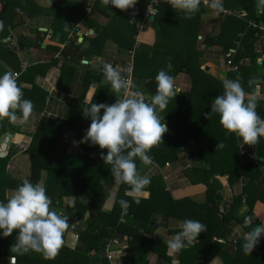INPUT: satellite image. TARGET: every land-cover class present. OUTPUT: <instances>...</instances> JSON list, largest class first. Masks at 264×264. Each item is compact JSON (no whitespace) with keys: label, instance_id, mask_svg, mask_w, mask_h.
<instances>
[{"label":"trees","instance_id":"obj_1","mask_svg":"<svg viewBox=\"0 0 264 264\" xmlns=\"http://www.w3.org/2000/svg\"><path fill=\"white\" fill-rule=\"evenodd\" d=\"M143 1L148 2V0ZM165 1H168V4H165ZM161 3L163 12L155 18L154 23L156 35H164L165 24L169 23L171 18H177L176 15L179 13L178 10L171 7L170 0H161ZM236 3L239 11L244 15L239 34L244 33L245 37L241 40L243 51L237 52L232 61L236 65L241 58L247 57L249 62L248 65L244 64L239 67L237 71H230L227 78L239 79L245 91L252 94L256 85L264 86V75H257V70L261 66L256 61L257 55L254 54V49L263 32L257 26H248L247 23L254 22L256 25L264 23V11L257 15L256 0H237ZM32 9L33 5L28 0H0V21L4 25L3 31H0V59L8 57L15 62L14 72L19 71L20 64L17 62L16 53H12L7 45L10 29L23 23V15L31 18ZM204 9L205 7L200 5L199 11L196 13L201 14ZM71 10L73 15L69 14ZM94 16H97L96 5L86 13L84 6L65 3L60 9V14H55L53 17L51 39L60 42L64 40L57 32L61 25L67 31H71L79 23L92 26V17ZM227 19L234 20L232 17ZM125 20L126 17L118 13L113 17L111 23L98 28L97 35L89 42L87 48H84L83 43L77 46L76 50L81 53L80 56L89 58L92 55H100L103 43L111 36L119 48L131 51L134 41L129 38L130 33L123 28ZM183 34L185 35L183 40L185 39L189 43L188 47L184 46L185 48L179 52L168 51V48L171 49L173 40H169L170 38L165 40L167 46L163 49L164 53H158L159 44L157 42L152 47L140 45L139 51H136L133 56V77L148 80L145 88L150 97L156 91L155 77L157 73L161 69L166 70L168 64L149 69L158 60L170 58L172 69L169 75L172 77L180 72L190 77L191 91L187 94H179L170 100L167 109L159 113L170 134L166 132L162 137V143L154 146L149 155L154 164L163 165L176 159L180 155L181 148L192 142L195 151L192 149L190 154L199 159L203 166L191 168L185 174L193 185L206 187L205 202L197 204L189 198H172L165 190L162 177L155 176L152 177V182L145 191L149 193V197L147 199L140 198L139 204L134 203L133 198L126 195L127 185H119L116 200L125 199L131 204L126 214L122 213L118 203H113L109 212L104 211L106 194L115 183L111 175V165L104 164L101 159L102 151L106 153L107 150H100L88 143H79L82 148L80 155L59 156L57 147L62 129L51 120L42 118L29 150L31 171L28 180L33 183L38 182L40 173L45 170L47 178L44 185L47 194L52 199V205L59 203L64 198H73L75 214L69 220L72 221L73 218L79 220L88 213L91 218L87 222L86 228L82 229L78 235L77 247L70 249L63 246L53 259H44L41 254L36 252L7 253L4 250L6 246L15 241L16 232L14 231L8 237H0V261L2 257L11 254L15 258V264H109L104 253L103 240L110 238L111 233L114 232L119 235L120 239L124 236L129 238L127 241L128 256L124 259L123 264H146L148 256L151 254L157 256V264H164L170 261L167 256L168 243L154 240L155 226L173 218L180 221L184 219L198 220L207 226V230L197 237L193 246L179 252V264H208L215 256L222 254V251H225L230 258L229 264H264V247L258 244L253 248V252H245L242 238L234 234V230L238 226L242 227L246 216L256 218L253 213L254 204L256 202L264 204V174L259 179H256L257 176L254 175L258 169L264 168V161L259 159L260 153L264 151V136L260 137L256 144L247 145L254 150L242 162L235 134L227 133L220 125L219 117L215 114L210 119L205 118L214 98L223 92L222 82L213 79L201 69L202 64L199 61L201 52L195 47L196 33L193 35ZM40 35L37 32L36 38L30 43L32 46H41L38 45L42 40ZM234 41L229 45H224V51L227 54L234 51ZM61 55L68 60L75 58L70 50H66ZM49 66L50 64L41 67L29 66L21 73L19 76L21 78L17 79L18 85L21 79L28 75L43 76ZM4 72L0 67V74ZM249 81L254 83L250 84ZM91 84L98 89L92 103L99 104L98 98L101 91L103 90L102 95L104 96L107 89L113 94L114 100L104 98L106 99L104 103L111 104L115 102V99L120 98L111 90L110 85H106L101 70L88 73L84 82L85 88ZM22 90L24 98L32 101L33 112H41L45 107L47 94L34 85L30 90ZM255 102L257 113L264 117V102L257 99ZM10 125L8 120L0 121V135L5 133ZM89 125L90 122L85 128L79 127V141L83 138ZM218 143L223 144L224 147L217 149ZM14 154L13 150L0 157V200H5L7 190L11 191L22 183V181L15 180L6 174V166ZM255 155L257 158L254 157ZM251 162H254L256 167L249 177L250 179L243 181V194L237 195L233 199L230 210L219 219L217 212L222 202L223 189L226 186L233 187L240 183L241 166L251 164ZM139 163L137 160V167ZM248 192L250 194H247ZM83 194L91 196L87 204L77 198ZM245 194L247 198L243 197ZM243 201H245L248 210L240 217L237 215V211ZM153 219L156 221L153 222ZM254 223L260 224L257 219ZM234 241H236V251L233 250Z\"/></svg>","mask_w":264,"mask_h":264},{"label":"crops","instance_id":"obj_2","mask_svg":"<svg viewBox=\"0 0 264 264\" xmlns=\"http://www.w3.org/2000/svg\"><path fill=\"white\" fill-rule=\"evenodd\" d=\"M28 1L33 5L32 17L28 18L27 15H23V23L10 29V34L16 40L18 45V52L12 53H16L17 62L20 64V67L22 64H26V68L29 66L41 67L47 64H50V66L47 68L43 76L36 75L32 77V75H28L21 79L19 84L22 89L30 90L34 85L44 91L47 94L44 109L41 112H33L30 124L10 122V127L7 128L5 133L0 135V157H3L13 150L15 151V154L10 158L6 166V174L19 181L28 179L30 176L31 162L29 150L32 146L37 126L42 118L51 120L62 129L57 147V154L59 156H78L82 153V148L79 143L74 146L73 142H79V127L85 128L90 122V120L83 117L82 109L93 102L98 92L97 87L93 84L85 88L84 82L86 76L91 71L101 70L104 63H113L117 65L127 62L130 51L128 52L119 48L117 42L112 36L103 43L100 55H92L89 58L83 57L80 56L81 53H79L76 48L81 43H83L84 48H87L90 44L89 42L97 35V31H99L98 28L111 23L113 17L119 13L126 17V20L123 22V28L126 32L130 33L129 38H132L134 41V49L136 47L135 42L137 37L133 23L140 21L141 17L147 10L148 3L143 0H136V3L131 8L119 10L112 8L110 5L106 7L102 3V0ZM236 1L237 0H223L224 11L232 13L239 11ZM65 3L84 6L86 8V13L96 5L97 16L92 17V26L79 23L71 31H67L65 27L61 25L57 32H59V36L63 37L64 40L62 42L59 40L53 41L51 39L53 17L55 14H60V9L63 8ZM165 4H168V1H165ZM161 5V0H159L155 16L151 18L147 29L139 36L137 51H139L140 45L152 47L157 42L159 44L158 53H164L163 49L167 46L165 40L170 38L169 40H173L170 47L171 49L168 48V51L179 52L185 48L184 46L188 47L189 43L185 39L183 40L185 36L183 33L192 35L196 33L197 38L195 47L201 52L199 55V61L202 64L201 69L207 75L220 82H222L224 78H227L230 71L226 65L227 53L224 51V45H229L239 35L242 25L241 22L243 21L236 18H233L234 20H228L227 18L230 17H226L224 14H216L214 11L210 10L207 5L200 4L205 7L201 14L195 13L190 19H186L184 18L185 15L178 11L179 13L176 15L178 17L175 19L171 18L169 23L167 22L165 24V34L156 35L154 23L156 21L155 18L163 12ZM263 11L264 6L261 12L257 11V15H260ZM69 14L73 15L72 10L69 11ZM74 16L76 17L77 15ZM259 26L264 29V23H259ZM133 31L134 34L132 35ZM37 32L41 34L40 36L42 40L41 43L38 44L41 46H32L30 43L36 38ZM263 45L264 40L259 41L256 47L261 48ZM66 50H70L75 58L69 60L65 59L62 62L58 61L59 59L57 58V55H61ZM244 59L245 65H248L249 59L247 57H244ZM169 60V57L160 59L150 66L149 69L165 65L169 63ZM256 61L261 66V68L257 70V75L263 76L264 60L256 58ZM14 66L15 62L8 57L3 60L0 59V67L5 72L8 70L14 72ZM205 68H208V72L205 71ZM37 77L40 78L39 84L36 82ZM147 81L148 80L146 79L133 77L130 92L140 91L143 93L145 100L150 102L151 97L147 94L145 88ZM174 81L176 89V96L174 98L179 94H187L191 91L192 83L187 74L183 72L176 74L174 76ZM106 85L109 86L107 83ZM102 92L103 90L98 98V103H104L106 99L114 100L113 94L109 89H107V93L104 96L102 95ZM250 96L255 100L257 99L264 102V86L260 87L259 85H256L255 91L250 94ZM167 134H170V132L167 131ZM237 143L240 145L241 141L237 139ZM192 149H194V144L190 142L188 145H184L181 148L180 155L173 161L166 162L163 165L154 164L152 177H162L163 175L167 177L166 180L162 179L165 184V190L172 196V198H189L197 204H203L205 202L206 187L203 185H193L185 174V172L191 168L203 166L199 159L190 154ZM259 159L264 161V151L260 153ZM166 164L169 165L168 168L165 167ZM255 167L256 164L254 162H251V164H243L241 166V182L236 186H226L223 189L221 193V204L227 201H233L237 195L243 194V181L250 179L249 177L253 174ZM137 168L142 174L147 171L145 166L141 163H139ZM263 174L264 168H260L257 173H254V175L257 176L256 179H259ZM46 178L47 172L44 170L40 173V180L38 182L45 184ZM118 188L119 185L114 183L111 189L108 190L104 211L109 212L111 210L113 202L109 199V194L115 193L116 198ZM9 194L10 191L7 190L5 193V199ZM247 194L250 193L248 192ZM148 197L149 193L145 192L140 198L147 199ZM243 197L247 198V195L245 194ZM77 198L80 199L81 202L87 204L90 201L91 196L90 194H83L77 196ZM74 201L73 198H64L59 203H54L52 207L57 210L65 211L69 218H71L72 215L75 214V211L73 210ZM247 210V205L245 201H243L242 206L237 211V215L242 217ZM253 213L260 223L264 221V204L256 202L254 204ZM90 218L91 215L88 213L79 220H74V218L72 221L69 220L70 224L76 223V225L72 232L65 233L64 246L70 249H75L77 247L78 238L76 239L75 236H78L81 230L86 228L87 222H89ZM175 221L180 220L170 218L166 222L155 226L156 235L160 238V241L168 243L170 238L179 231L174 223ZM243 231L245 230L238 226L234 230V234L237 237L242 238ZM122 239L126 243L129 240L127 236H124ZM14 243L15 241L6 246L4 251L7 253H13L14 251L11 250V247ZM114 253H117L116 259L120 264H122L124 259L128 256V252L125 253V251V254H120V256H118L119 251H114ZM167 256L170 258V261L164 264H179V252H171L168 249ZM2 258L4 259V264H8V259L14 258V256L10 254ZM229 262L230 258L227 256V253L222 251V254L220 253L215 256L208 264H229ZM146 264H157V256L155 254L149 255Z\"/></svg>","mask_w":264,"mask_h":264},{"label":"clouds","instance_id":"obj_3","mask_svg":"<svg viewBox=\"0 0 264 264\" xmlns=\"http://www.w3.org/2000/svg\"><path fill=\"white\" fill-rule=\"evenodd\" d=\"M171 6L190 19L199 11L201 0H170ZM107 7L125 10L136 0H102ZM207 7L216 14L224 12L223 0H206ZM4 25L0 21V31ZM172 64L169 62L156 77V91L150 102H146L140 91L129 92L130 80L122 77L120 71L110 63H104L101 71L104 82L119 95L114 103H90L82 109L84 118L90 125L83 138L77 143H88L102 151L104 164L111 165V175L116 185H127L126 195L139 204L140 197L152 182L154 161L149 155L154 146L162 143L168 131L159 113L167 109L170 100L176 96L174 77L169 75ZM38 84L40 78L37 77ZM250 84L254 83L249 81ZM223 92L217 95L205 114L210 119L213 114L229 134H235L243 145H254L264 136V117L257 111L255 99L247 93L239 79L224 78ZM34 105L24 98L22 87L17 83L16 74L8 70L0 74V121L30 124ZM102 113V114H101ZM219 144L218 148H223ZM137 160L145 166L143 174L138 171ZM113 203H118L126 214L131 204L128 200H116L115 193L109 194ZM52 199L42 182L33 183L24 179L10 191L5 200H0V237L11 236L15 231V243L11 250L19 254L36 252L44 259H53L65 244V233L72 232L76 223H69V216L63 210L52 207ZM257 218V217H256ZM252 216H246L242 228V246L250 253L264 237V221L259 225ZM179 231L168 241L171 252H180L194 244L197 237L207 230L198 220L184 219L174 222Z\"/></svg>","mask_w":264,"mask_h":264},{"label":"built area","instance_id":"obj_4","mask_svg":"<svg viewBox=\"0 0 264 264\" xmlns=\"http://www.w3.org/2000/svg\"><path fill=\"white\" fill-rule=\"evenodd\" d=\"M158 1L159 0H148L147 10L145 11L143 16L141 17L140 21L137 23L133 21L134 22L133 26L136 30V37H137L136 42H135L136 47L129 52L127 62H125L123 64H117V65L111 63L114 67L117 68L118 71H120L122 77H124L126 80L131 81V84L128 88L129 92L131 91L132 82H133V56L136 53L137 48H138L139 36L147 29V27L151 21V18H153L155 16L156 9L158 7ZM201 4L207 5L206 0H201ZM220 14H224L226 17H232V18H236V19H239L241 21H244L242 19L244 17V15L241 11H237L234 13L224 11L223 13H220ZM247 25L248 26H255V27L257 26L259 28V30L263 32V35L259 38V41L264 40V29L261 28L259 26V24L256 25L254 22H248ZM243 37H245L244 33H241L237 36L236 40L234 41V47H235L234 51L227 54L226 65L228 66L229 71H237L239 69V67H241L245 64L244 58H241L237 62L236 65H234L233 61H232V59L237 55L236 54L237 52L243 51V47H242V43H241V40L243 39ZM7 45L12 52H16V53L18 52L17 42L11 34H9ZM263 52H264V45L261 46V48L255 47V49H254V54L257 55V58H261V60H264ZM57 58L59 59L58 61H61V62L65 59H68V58H64L60 54L57 55ZM25 69H26V64H22L20 67V71L15 72L17 79L19 78L21 73L25 71ZM239 150H240V152H239L240 159H241V161H244L245 159L248 158V155H250V153L253 152L254 149L252 147H248L247 145H243L241 143L239 145ZM165 167L168 168L169 165L166 164ZM162 178L164 180L167 179V177L165 175H163ZM231 204H232V201H227V202L220 205L219 210L217 212V216L219 219H221L230 210ZM121 222H123V220H121ZM75 238L77 239L78 236H75ZM214 241H216V239H214ZM103 244H104V253L106 255V258H107V261L109 262V264H120L118 262V260L116 259L117 253H114V251H119L118 256H120V254L121 255L125 254L124 251L126 249H128L127 243L125 241H123V239H120V237L116 233L112 232L110 238H106L103 240ZM233 244H234L233 250L236 251V249H237L235 246L236 241H234ZM259 244L262 247H264V237H262L260 239ZM193 245H191V246H193ZM0 264H4L3 258H1ZM8 264H15V258H9ZM122 264H123V262H122Z\"/></svg>","mask_w":264,"mask_h":264},{"label":"water","instance_id":"obj_5","mask_svg":"<svg viewBox=\"0 0 264 264\" xmlns=\"http://www.w3.org/2000/svg\"><path fill=\"white\" fill-rule=\"evenodd\" d=\"M264 6V1L263 0H256V8L258 12H261ZM205 71L208 72V68H205ZM195 151V148L193 149ZM255 158H257V155L254 156ZM261 161V159H260ZM153 222H155V219H153ZM156 228V227H155ZM154 240L155 241H160V238L155 235L154 236ZM125 253H127V249L125 250Z\"/></svg>","mask_w":264,"mask_h":264},{"label":"rangeland","instance_id":"obj_6","mask_svg":"<svg viewBox=\"0 0 264 264\" xmlns=\"http://www.w3.org/2000/svg\"><path fill=\"white\" fill-rule=\"evenodd\" d=\"M156 221V220H155Z\"/></svg>","mask_w":264,"mask_h":264}]
</instances>
